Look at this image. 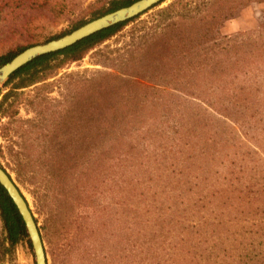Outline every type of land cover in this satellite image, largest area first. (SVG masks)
I'll use <instances>...</instances> for the list:
<instances>
[{
    "label": "trees",
    "instance_id": "16d2710c",
    "mask_svg": "<svg viewBox=\"0 0 264 264\" xmlns=\"http://www.w3.org/2000/svg\"><path fill=\"white\" fill-rule=\"evenodd\" d=\"M23 1L3 5L0 27L8 14L14 32L13 22L22 13L42 14L37 0ZM133 1L108 0L88 19L79 14L71 17V28ZM226 1L173 0L156 10V25L184 28L177 51L217 46V20L233 8ZM140 14L40 55L10 75L6 84L17 80L0 98V119L6 118L0 131L8 139L6 146L0 144V165L14 172L15 179L32 194L36 212L43 217L38 228L51 264H264L262 33L233 41L232 62L230 55L220 60L221 64L232 63V68L192 70L191 76L202 71L205 78L190 92L195 102L188 112L193 115L180 113L173 121L155 117L153 125L139 134L102 132L108 121L101 120L88 128L89 133L75 132L78 149H65L68 138L59 130L66 121L48 114L52 104L41 91L48 84L45 80ZM32 44L17 40L0 54V65ZM217 50L229 51L223 46ZM210 55L204 60L213 59ZM76 74L69 72L68 76ZM93 79L74 78L76 84ZM33 85L34 93L24 96L23 89ZM217 92L225 96L212 98ZM68 95L56 100L55 107L66 106ZM22 101L33 117H17ZM198 105H214L219 119L232 122V136L228 130L218 136L216 128L211 133L209 121L201 122L202 115L192 111ZM142 122L133 120L132 124L139 129ZM38 139L47 142V147L40 149ZM219 157L221 163L229 162L222 176L213 171ZM0 219L8 247L27 239L21 216L1 185Z\"/></svg>",
    "mask_w": 264,
    "mask_h": 264
},
{
    "label": "rangeland",
    "instance_id": "374dc122",
    "mask_svg": "<svg viewBox=\"0 0 264 264\" xmlns=\"http://www.w3.org/2000/svg\"><path fill=\"white\" fill-rule=\"evenodd\" d=\"M25 1L28 2V0ZM171 1L173 0H162L158 5L145 10L135 20L124 25L116 34L88 51L81 59L64 64L45 80L44 84H48L41 91L52 104L48 114L56 118H64L66 121L65 127L59 130L65 133L68 138L65 144L66 150L78 149L79 145L73 137L75 132L89 133L88 128L101 120L108 121L107 126L101 127L102 132L108 133L115 130L119 133L131 131L132 134H139L143 129L153 125L155 117L169 118L173 121L180 117V113L193 115L190 110L188 112L190 103L195 102L193 101L194 94L190 92L195 84H202L205 78H203L202 71L200 74L194 73L191 76L192 70H196V68H232V63L221 64L220 60L227 59L230 55V62H232L233 41L255 37L259 33L264 36V0H227L225 4L233 6V8L226 16L217 20L215 36L218 40L217 46L226 47L229 51H218L216 45L211 46L213 39L208 43L211 47L201 51H177L182 46L181 38L185 34L184 28L181 26L164 28L162 24L156 25V10ZM20 2L24 4L23 0H0V9H4L3 5L6 3L15 6ZM37 2L42 14L39 15L37 11H33L32 15L22 13L16 17L12 25L16 28L15 32L10 27L12 19L10 14L6 15L5 22L1 20L3 27H0V54L8 47L13 46L17 40L23 44L29 42L36 44L68 33L74 29L71 28V17L79 14L84 19H88L92 11L107 5L108 0H37ZM171 38H173V42L170 40ZM213 51L217 54L210 55ZM209 55L213 59H205V61L204 58ZM216 61L220 63L215 64ZM69 72L94 79L85 84H76L74 80L76 75L69 77ZM16 80L17 78L6 84L7 80L0 87V98ZM66 84L70 85L69 89L65 87ZM35 89L36 85L23 89L24 96L32 95ZM66 94L70 95L67 96V98L70 97L67 105L55 107L56 100L62 99ZM219 94L225 96L217 92L212 98H219ZM230 106L232 116V105L230 104ZM212 107L205 108L203 105H198L192 111L195 110V114L202 115L201 122L209 121L212 128L211 133L215 128L220 132H218V136L223 131L231 132L232 122L219 119ZM111 109L114 111L111 112ZM55 111L57 112L53 114ZM33 115L26 101H22L18 105L17 117L26 119ZM125 119H130L131 122L129 125L124 123L125 125L122 126L120 122ZM5 120L6 118H1L0 124ZM133 120L143 121L139 129L133 126ZM84 123L89 127L84 126ZM7 140L0 131V144L6 146ZM36 141L40 149L47 147V142L44 140ZM2 163L4 165L5 160ZM228 163V160L221 163L220 157L217 158L213 171L217 170L218 175L222 176ZM6 170L26 198L34 216L37 217L38 226L41 225L43 217L36 212L32 194L26 186L15 179L14 172H9L8 168ZM4 236L5 232L0 219V264H35L28 238L17 242L13 247H8V243L3 241ZM44 246L46 251L45 242ZM46 254L48 264H51L47 251Z\"/></svg>",
    "mask_w": 264,
    "mask_h": 264
},
{
    "label": "water",
    "instance_id": "95a60500",
    "mask_svg": "<svg viewBox=\"0 0 264 264\" xmlns=\"http://www.w3.org/2000/svg\"><path fill=\"white\" fill-rule=\"evenodd\" d=\"M161 1L162 0H135L126 6H121L93 18L57 38L36 43L22 49L10 60L0 65V87L8 80L13 72L34 58L66 48L99 30L133 18ZM0 185L5 189L6 194L21 216L27 238L33 251L35 264H48L44 241L35 220V216L12 176L1 165Z\"/></svg>",
    "mask_w": 264,
    "mask_h": 264
}]
</instances>
